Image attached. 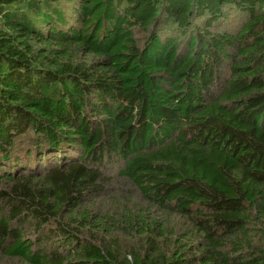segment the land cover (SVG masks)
<instances>
[{
    "label": "trees",
    "instance_id": "16d2710c",
    "mask_svg": "<svg viewBox=\"0 0 264 264\" xmlns=\"http://www.w3.org/2000/svg\"><path fill=\"white\" fill-rule=\"evenodd\" d=\"M0 264H264V0H0Z\"/></svg>",
    "mask_w": 264,
    "mask_h": 264
},
{
    "label": "rangeland",
    "instance_id": "374dc122",
    "mask_svg": "<svg viewBox=\"0 0 264 264\" xmlns=\"http://www.w3.org/2000/svg\"><path fill=\"white\" fill-rule=\"evenodd\" d=\"M139 34H141V33H138V35ZM140 37H142L143 35L141 34V35H139ZM121 186V185H120ZM124 190V193H127V195H129L130 197H133L134 199H136V197H135V195H134V193L132 192V191H130V189H128V188H130V187H126V186H121ZM120 190H122L121 188H120ZM123 191H121V192H118V191H115V194L117 195V194H120V193H122ZM123 238H125L124 239V243H125V245H129V246H132V245H135L136 243H137V240H135L134 239V237H132V236H126V237H123Z\"/></svg>",
    "mask_w": 264,
    "mask_h": 264
}]
</instances>
